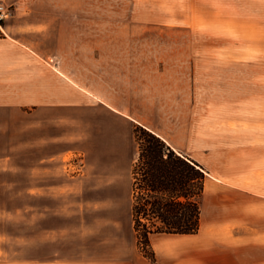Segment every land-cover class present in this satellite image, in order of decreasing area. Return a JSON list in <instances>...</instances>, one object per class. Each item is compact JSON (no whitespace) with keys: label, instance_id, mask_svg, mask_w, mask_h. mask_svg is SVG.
Returning a JSON list of instances; mask_svg holds the SVG:
<instances>
[{"label":"rangeland","instance_id":"374dc122","mask_svg":"<svg viewBox=\"0 0 264 264\" xmlns=\"http://www.w3.org/2000/svg\"><path fill=\"white\" fill-rule=\"evenodd\" d=\"M23 1L35 4L34 18L75 19L77 8L78 26L45 28L43 48L57 61L71 51H83L84 62H96L87 58L90 52H115L116 58L99 61L124 63L110 71L118 77H126L127 61H134L127 52H147L149 74L196 67L198 96L243 101L237 110L253 111L264 163V0ZM11 2L0 4L12 16ZM84 71L87 80L106 73L101 67ZM125 87L122 81L108 86L119 97ZM88 96L83 115L68 112L62 123L33 125L27 107L14 116L0 110V264L127 253L134 236L130 165L138 123L129 130L127 120Z\"/></svg>","mask_w":264,"mask_h":264},{"label":"crops","instance_id":"0c3cea01","mask_svg":"<svg viewBox=\"0 0 264 264\" xmlns=\"http://www.w3.org/2000/svg\"><path fill=\"white\" fill-rule=\"evenodd\" d=\"M8 1L15 4V13L0 27L4 115L14 116L17 109L27 107L33 125L62 123L68 112L77 119L83 115L89 94L107 113L127 120L129 130L135 123L142 124L175 151L198 162L206 174L197 233L152 234L154 261L139 251L133 232L126 254L113 250L103 256L55 258L44 264H264V163L259 142L254 141L260 137L259 121L253 111L247 115L237 110L245 102L198 96L194 66L149 74L147 52H127V59L134 61H127L126 77L111 73L124 63L99 61L116 58L111 51L88 53L87 58L96 62H84L83 51L63 53L57 61V55L43 48L45 28L78 26L82 20L77 19V8L72 12L75 19L34 18L30 12H35V4ZM69 57L75 61L69 62ZM85 67H101L106 73L87 80ZM120 81L126 86L121 97L108 88ZM36 114L47 118L37 119ZM238 139L250 141L244 145Z\"/></svg>","mask_w":264,"mask_h":264},{"label":"trees","instance_id":"16d2710c","mask_svg":"<svg viewBox=\"0 0 264 264\" xmlns=\"http://www.w3.org/2000/svg\"><path fill=\"white\" fill-rule=\"evenodd\" d=\"M133 134L137 156L130 171L132 230L140 252L154 261L152 234L197 233L206 174L198 162L143 125L135 124Z\"/></svg>","mask_w":264,"mask_h":264},{"label":"built area","instance_id":"2783aa9c","mask_svg":"<svg viewBox=\"0 0 264 264\" xmlns=\"http://www.w3.org/2000/svg\"><path fill=\"white\" fill-rule=\"evenodd\" d=\"M11 16V12L8 7L0 4V22L8 19Z\"/></svg>","mask_w":264,"mask_h":264}]
</instances>
